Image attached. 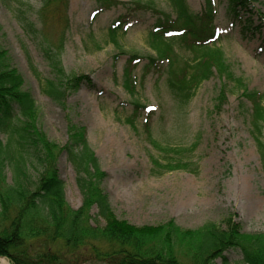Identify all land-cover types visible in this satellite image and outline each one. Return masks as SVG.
<instances>
[{"label": "rangeland", "instance_id": "rangeland-1", "mask_svg": "<svg viewBox=\"0 0 264 264\" xmlns=\"http://www.w3.org/2000/svg\"><path fill=\"white\" fill-rule=\"evenodd\" d=\"M21 1L39 33L31 39L12 11L16 1L7 0L6 5L0 0V47L23 76L24 90L35 97L37 124L46 136L62 147L74 134L85 132L107 173L99 185L119 218L137 226L172 220L186 229H199L209 221L226 229L230 220L245 233L264 232V163L252 136L251 102L237 86L242 78L250 94L264 93V0H250L258 29L247 35L242 28L248 16L232 19L227 0H210V17L208 0H187L196 15L194 25L206 29L200 32L213 27L220 36L218 45L231 71L216 72L187 105L170 92L166 69L149 67L156 54L148 39L157 18L175 19L168 0H141L143 10L133 0ZM122 17L131 18L130 27L114 44L108 30ZM44 46L60 54L70 77L87 76L68 89L64 105L41 91L42 82L53 77ZM182 54L183 59L190 57ZM183 65L180 59L176 68ZM126 66L132 69L129 90ZM136 104L145 109H136ZM152 140L174 150L159 149ZM154 160L158 165L190 162L193 171L159 175ZM57 168L66 183L67 202L78 209L83 197L65 153ZM228 256L240 260L235 251ZM0 259L12 264L7 257Z\"/></svg>", "mask_w": 264, "mask_h": 264}, {"label": "trees", "instance_id": "trees-1", "mask_svg": "<svg viewBox=\"0 0 264 264\" xmlns=\"http://www.w3.org/2000/svg\"><path fill=\"white\" fill-rule=\"evenodd\" d=\"M15 1L13 13L25 33L35 39L39 32L28 17L27 6L21 0ZM133 1L137 9L143 10L141 0ZM168 1L175 19L165 16L166 21L161 22L157 18L148 39L149 47L156 54L149 67L158 72L166 69L170 92L187 105L198 87L216 72L231 71L218 45L220 36L214 33L213 27L211 32H200L206 29L194 25L196 15L187 0ZM4 2L7 5V0ZM227 2L232 19L241 13V17L248 16L243 35L253 27L258 29L253 24L255 13L250 0ZM208 3L210 17V0ZM130 23L131 18L122 17L111 24L108 34L114 44L118 35L129 29ZM42 51L53 77L42 82L41 91L64 105L68 89L78 87L87 76L70 77L57 51L50 46H44ZM183 51L190 53V57L183 59ZM6 55L0 47V257H7L12 264H218V261L264 264V232L245 233L230 220L226 229L214 221L206 222L199 229H186L172 220L137 226L119 218L109 195L99 185L107 173L101 170L85 132L74 134V140L62 147L50 140L37 124L39 110L35 97L24 90L23 76L10 65ZM180 59L184 65L176 68ZM135 61L130 60L131 64ZM164 62H167L166 68L162 67ZM131 71L126 66L124 80L128 90ZM243 82L240 78L237 86L251 102L252 136L264 163V93L250 94ZM224 95L225 91L219 100ZM135 107L145 109L139 104ZM153 144L159 149L174 150L155 141ZM63 153L74 167L83 197L78 209L67 202L66 183L57 168ZM154 162L159 175L177 170L193 171L190 162L182 160L160 165L157 160ZM231 251L237 252L240 260L233 262L228 256Z\"/></svg>", "mask_w": 264, "mask_h": 264}, {"label": "bare ground", "instance_id": "bare-ground-1", "mask_svg": "<svg viewBox=\"0 0 264 264\" xmlns=\"http://www.w3.org/2000/svg\"><path fill=\"white\" fill-rule=\"evenodd\" d=\"M0 263H1V264H9L8 261H6V260H1V259H0Z\"/></svg>", "mask_w": 264, "mask_h": 264}]
</instances>
